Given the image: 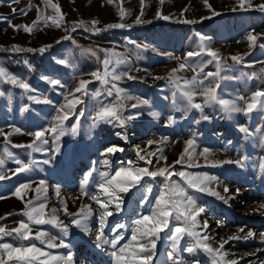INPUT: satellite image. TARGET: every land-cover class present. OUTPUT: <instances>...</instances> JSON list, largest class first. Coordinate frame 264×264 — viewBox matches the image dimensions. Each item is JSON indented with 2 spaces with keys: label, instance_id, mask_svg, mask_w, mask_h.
I'll use <instances>...</instances> for the list:
<instances>
[{
  "label": "rangeland",
  "instance_id": "1",
  "mask_svg": "<svg viewBox=\"0 0 264 264\" xmlns=\"http://www.w3.org/2000/svg\"><path fill=\"white\" fill-rule=\"evenodd\" d=\"M52 2L58 4L64 14L61 27H45L41 21L38 29L29 34L14 30L7 21L0 19V67L23 79L31 89L25 92L0 80V91L4 93L0 96V130L3 133L0 134V157L5 159L0 172L7 177L0 180V217H4L0 219V226L10 230L21 220L27 222L23 215L26 203L28 200L38 203L35 197L40 195V202L45 203V218H50L51 209L56 208L58 220L68 226V235L63 236L62 230L51 224H31L33 236L40 231L45 233V241L56 237L54 243L59 244L63 239L67 247L48 248L46 243L41 244L35 239L32 243L53 255L66 257L71 253V264H114L110 244L96 247L95 236L103 209L91 196L95 195L104 202L109 199L98 187L103 182L101 174L108 173L111 177L121 167L154 171L167 164L173 165L169 169L173 175L168 182L185 188L204 208L197 218L200 226L196 231L201 236H209L208 243L213 248L219 247L222 240H227L241 228L244 229L239 233L241 236L251 231L253 238L230 240L224 245L225 260H236L238 264H264V240L261 239L264 209L260 208L264 204V168L261 167L264 165V111H253L249 115L243 112L229 114L218 103L204 105L203 96L197 95L195 103L202 105L201 112L186 108L183 100L178 99L174 104L172 96L177 91V82L183 84L193 78L199 82L204 80L206 73L217 71L216 61L206 53L185 60L189 51H198L199 36L205 37L207 46L219 54L221 69L217 78V95L220 99L236 100L243 107L244 101L239 97L249 100L254 91L264 90V12L256 8L264 4V0H250L252 7L246 9L239 7L238 0H208L210 9L204 0H165L163 4L159 0H144L145 8L139 24L135 21L141 13V0ZM37 6L43 15H55L42 0H0V17L7 16L13 25H31L37 19ZM12 8L18 10L16 14L12 13ZM21 8L28 10L26 16L19 14ZM121 8L130 13L124 19L119 16ZM186 8L188 10L184 11ZM158 10L170 19L157 18ZM212 11L220 14L212 16ZM204 17L208 18L202 19ZM94 20L99 22L95 27L101 31L93 30L91 22ZM185 20L195 23H184ZM118 23L130 27H106ZM249 33L258 37L251 47L246 39ZM13 45L23 49L51 47L43 53L12 52ZM103 50L119 54L125 62L117 71L128 72L134 77L130 80L125 76L115 82L124 90L122 96L126 97L123 99L124 125L113 122L93 126L97 109L102 104L116 102L115 90L112 96L107 95L111 83L102 84L90 75L98 68L103 70ZM233 56L241 57V62H234ZM116 58L113 56V61ZM60 60L67 63H58ZM185 62L188 66L179 70V64ZM9 65L12 67L8 68ZM173 69L177 71L173 73ZM49 79L60 80L64 87L51 85ZM81 79L90 83L84 94H75L80 103L74 112L64 109L68 113V119L64 121L65 134L57 140L50 131H45L43 138L48 143L41 144L42 151L39 152L13 147L32 143L35 137L28 133L50 129L61 106L67 103L65 97L73 92ZM208 83L204 81L205 85ZM142 100L149 104L142 105ZM133 104L138 106L133 108ZM150 111L158 116L149 115ZM73 124L77 125L75 134L71 131ZM17 128L21 130L19 133L15 131ZM241 129H248V132ZM189 139L195 142L190 147L186 145ZM149 141L153 143L149 144ZM5 147L14 159L4 156ZM110 147L116 150L108 153L106 150ZM185 147H189L191 159L186 153L184 160L175 164ZM204 148H208L209 153L200 155ZM141 155L144 160L140 159ZM161 155L167 158L166 161L159 159ZM15 159L31 163V169L14 174L19 167ZM148 160L152 163H147ZM225 160H239L241 164L216 163ZM181 171L216 177L210 181L209 188L224 199L187 188L183 178L176 175ZM86 178L85 190L89 195L81 193ZM41 180L45 184L43 192L38 194L35 189ZM21 184H29L30 188L22 189L18 198L13 192ZM164 184L163 177L151 176H143L135 186L125 181L124 186L129 190L119 193L121 210L116 211L115 203L108 204L113 215L106 218L104 236L111 240L122 234L118 247L129 243L134 221L151 215ZM84 206L91 208L86 220L88 232L73 225V217L66 214L79 213L76 218L82 219ZM205 221L207 229L202 227ZM151 224L149 221V226ZM117 225L124 227L117 228ZM177 226L183 227V221H170L171 228ZM169 235L167 229L159 233V239L154 236L145 239L137 234L130 248L155 239V256L151 264H216L215 258L202 249L192 253L185 251L195 243L192 237L183 235L173 248ZM0 242L16 246L29 243L14 237H4ZM148 247H151L150 243ZM249 253L254 255H247ZM2 258L7 261L6 254ZM7 264L14 262L7 261Z\"/></svg>",
  "mask_w": 264,
  "mask_h": 264
},
{
  "label": "snow or ice",
  "instance_id": "2",
  "mask_svg": "<svg viewBox=\"0 0 264 264\" xmlns=\"http://www.w3.org/2000/svg\"><path fill=\"white\" fill-rule=\"evenodd\" d=\"M111 3V0H109ZM160 4H163L165 0H159ZM42 3L46 7H50L54 10L55 15H43L41 12L39 6H37V19L32 22L31 25H13L11 20L7 16L0 17V19L5 20L8 22L9 26L12 27L14 30L17 31H24L29 34H31L34 30L38 29L39 24L41 21L44 22L45 27L48 26H55V27H61V22L63 20V13L61 12V9L58 4H55L52 2V0H42ZM205 5L210 9L211 6L208 4V0H204ZM239 7L241 9L251 8L252 5L250 3V0H238ZM145 8V2L144 0H141V13L137 16L135 23L139 24L142 22L141 17L143 15ZM256 8L264 12V4L257 5ZM188 9H184V11H187ZM233 11H236L235 8L232 9ZM16 8H12V13H17ZM28 10L21 8L19 9V14L22 16L27 15ZM130 13L126 12L123 8L119 11V16L121 19H124L125 15H129ZM220 13L212 11V16H217ZM183 15V12L181 13ZM157 18L168 20L170 19L169 16H164L160 10L156 13ZM208 17H204L202 19H207ZM51 22L49 24L48 22ZM184 23H195V21H183ZM83 22H81L82 24ZM98 21H92L91 24L93 26V30L96 32L101 31L102 29L96 28L95 25H97ZM130 27V25H125L123 23L118 24H111L107 25L108 28H123V27ZM64 39H68V37H64ZM247 41L249 42V46H253L256 44L258 37L253 35L252 33H249L246 37ZM206 38L203 36H199V43L197 45L198 51H189L186 54L185 60L195 58L197 56H200L201 54H207L212 58V60L216 61L217 71L215 73L208 72L204 75V80H201L197 82L195 78L193 80L183 81V84H180L179 82L176 83L175 87L177 91H174L172 93L173 96V103L176 104L177 100H183L186 102L185 106L189 109H199L201 112H203V107L200 103H195V97L197 95H201L204 98V105H208L210 103H218L225 112L231 114V113H237V112H243L245 115L251 114L253 111H264V90H256L251 94V97L249 100H245L244 97H239V100L244 101V106L241 107L237 103L236 100H228V99H220L217 95V88L219 87V83L217 81V78L220 76V58L219 54L207 46L205 43ZM59 43V41L57 42ZM135 43V42H133ZM47 47H51V45H47L45 47H41L39 49H23L20 48L17 45H13L10 51L12 52H23V51H39L43 53ZM137 47H140V45H137ZM92 51V50H88ZM105 52V56L101 61V64L103 66V70L101 71L100 68H98L96 71H93L90 73L92 77L96 81H99L102 84H109L111 83V87L107 89V95L112 96L113 90H115V101L114 103H107L102 104L96 111V114L93 118V126L98 125L99 123H108L112 124L113 122L119 123L120 125H124L125 123V117L123 116V99L126 98L122 96V93L124 90L118 86L117 81H120L123 77L127 76L128 79H134V77L130 76L128 72H118L117 68L120 64L124 63L125 61L119 56V54L112 52L111 50H103ZM93 54H95L93 52ZM117 57L115 61H113L112 57ZM231 59L236 62H241V57L233 56ZM211 62V61H209ZM27 64V61H25ZM58 63L65 64L67 61L60 60ZM187 65V63H180L179 64V70H183ZM173 73L177 71V69L172 70ZM159 79V77H158ZM0 80H4L7 83L12 84L15 87H19L23 89L25 92L30 91V86L28 83H26L23 79L16 77L15 75L7 72V70L3 67H0ZM207 80L209 83L207 85L204 84V81ZM48 83H50L53 86H60L64 87L62 82L58 79H49ZM90 83L88 80L81 79L79 80L78 85L75 87L73 92L69 93L68 96L65 97L67 100V103L63 106H61L58 114L54 117V123L48 130H42V131H36L35 133H28V135L34 136L35 139L32 141V143L23 145V144H16L13 145V147L17 148H28L31 149L33 152H39L42 151L40 145L41 144H47L48 141L44 139L45 131H50L51 134L55 139H59L60 136L65 134L64 129V121L68 119V113L64 111V109H68L69 112H74L75 107L77 104L80 103L79 99L75 97L76 93L84 94V91L86 90V86ZM214 84V86H213ZM199 90V91H198ZM177 92L179 93V96H177ZM4 93L0 91V96H3ZM69 97H73L72 99H69ZM32 99V97H29ZM39 102V101H38ZM47 102V101H45ZM142 105H148L149 102L147 100L140 101ZM138 105L133 104L132 107L136 108ZM139 115V114H137ZM149 115L153 117H157L158 113L154 111H150ZM132 117H128L127 119H131ZM169 123H172L171 119H169ZM77 130V125L73 124L71 131L73 134H75ZM244 132H248V129H241ZM17 133H19L20 129H15ZM0 134L2 133V130H0ZM119 135V133H118ZM7 139V137H6ZM39 142V143H37ZM152 141H149V144H152ZM194 140L189 139L186 141L187 146L194 145ZM189 147H185L184 151L181 153L180 158L175 161V164H179L184 160V155L186 153H189ZM116 149L114 148H108L106 151L108 153H113ZM208 148H204L203 151L200 153V155H204L206 153H209ZM4 156L8 158H13V154L8 150L7 147L3 150ZM139 155V153H138ZM154 155V154H153ZM141 160H144V156H140ZM160 160H165L166 157L161 155L159 157ZM189 159H191V155L189 153ZM15 163L19 165L14 171L15 173L20 172H27L31 169V163H24L19 159H15ZM47 163V161H45ZM107 163V162H105ZM147 163L151 164L152 161L148 160ZM218 164H229V163H236L241 164V161L237 160L235 162L231 160H225V161H218L216 162ZM5 164V159L3 157H0V169H3V166ZM191 166V165H190ZM173 165H167L162 167H158L154 171H149L148 168H137L132 169L131 167L124 168L121 167L118 170L115 171L114 175L109 177L108 173H102L101 179L102 183L98 185L100 190L103 194H105L109 199L107 202L101 201L97 198V196L92 195L91 199L96 201L97 204H99L100 208L103 209V211L100 214L99 219V227L97 229V233L95 236L96 240V247H102L103 245H111L113 251L110 253L111 257L114 260V264H151L153 257L155 256V239L147 241V243H139L138 246H134L130 248V244L132 241H136L137 234H139L142 238L147 239L148 237H156V239H159V233L164 232L165 229L168 230V233L170 234L168 236L169 239L173 241V248L176 247V245L179 243V241L182 239L183 235H187L189 237H192L195 241V243L191 244L189 247L185 249V251L192 253L196 251L197 249H202L209 255L213 256L216 260V264H238V261L236 260H225V257L227 256V253L223 252L222 249H224V245L228 243L230 240H248L250 238H253L254 234L249 231L246 235L241 236L239 233L244 232V229L241 228L238 230L236 234H233L232 236H229L227 240H222L219 243V247L213 248L208 241L211 239L206 234L201 236L199 232L196 231L197 227L199 225L198 216L200 213L204 212V208L199 206L196 202V199L194 196L189 195L188 192L185 190V188L175 184V183H169L170 177L173 175V172H171L169 169H171ZM264 168V165L261 166ZM179 177L183 178L184 183L187 185V188L195 190L197 192H207L213 196H217L220 199H224L220 196L219 193L215 192L211 188H209V183L212 180L217 179L216 177H210L207 174H200V173H185L184 171H181L179 173H176ZM143 176H151L153 178L155 177H163L165 180L164 189L161 191L160 196L156 200L155 207L151 210V215H145L142 216L134 221L135 226L132 229V236L129 243L119 245V242L123 239L122 234L115 235L114 238L111 240L107 239L104 236V226L106 223V218L113 215L111 211L108 210V204L115 203L116 211L119 212L121 210V203L119 199V193H126L128 192L129 188L127 186H124V182L126 181L131 186H135L140 182ZM7 177L0 172V180H4ZM87 178L85 179L84 183L81 185V193L84 195H89L87 191L85 190V185L87 184ZM45 182L41 180L39 182V186L35 189V191L39 194L43 192V185ZM29 184H21L18 187L15 188L13 195L20 198L22 189H29ZM225 192L228 191L227 188L224 189ZM57 195H59V189H57ZM35 200L38 201V203H34L33 200H28L26 203V210L23 212V215L27 217V222L25 220H21L18 222V226L15 228H12L10 230H5L4 227L0 226V240H2L4 237H14L17 240L20 241H29L27 244H20L19 246L13 245L11 243H4L0 242V264H7V261H13L14 264H71L72 261V254L69 253L66 257L65 256H59V255H53L51 252H46L44 249L38 247L35 243H32L31 241L33 239L39 240L41 244L47 245L48 248H57V247H67V245L64 243L63 239L60 240L59 244L54 243V241L57 239L56 237H52L51 239L45 241L43 238L45 236V233L43 232H36L35 236L32 234V228L31 224L35 225H44V224H51L54 225L62 230L63 236L68 235V226L64 224L63 221H59L56 213L57 209L52 208L50 213V218H45V203L40 202L41 197L40 195H37L35 197ZM227 202V201H225ZM260 208L264 209V204L260 205ZM66 211V206H65ZM83 212L82 219H77L76 217L80 215L79 213H66L67 215L73 217L71 223L75 225L77 228L81 229L83 232H88V225L86 223L87 216L91 214V208L88 206H84L81 210ZM0 219H4V217H0ZM85 221V222H82ZM176 220V221H183V227L177 226L174 229L170 227V221ZM149 221H152L151 226H149ZM219 224V222H218ZM117 228H123V225H117ZM204 229L208 228V224L205 221L202 225ZM261 239L264 240V233L261 234ZM151 244V247H148V244ZM7 256V261L3 259V255ZM171 255V254H170ZM247 255H254V253H249Z\"/></svg>",
  "mask_w": 264,
  "mask_h": 264
},
{
  "label": "trees",
  "instance_id": "3",
  "mask_svg": "<svg viewBox=\"0 0 264 264\" xmlns=\"http://www.w3.org/2000/svg\"><path fill=\"white\" fill-rule=\"evenodd\" d=\"M10 67H12V65H9V67H8V68H10Z\"/></svg>",
  "mask_w": 264,
  "mask_h": 264
}]
</instances>
